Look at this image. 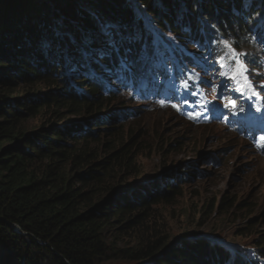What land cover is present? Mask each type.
Masks as SVG:
<instances>
[{
  "label": "trees",
  "instance_id": "1",
  "mask_svg": "<svg viewBox=\"0 0 264 264\" xmlns=\"http://www.w3.org/2000/svg\"><path fill=\"white\" fill-rule=\"evenodd\" d=\"M261 26L264 0H0V264H250L215 233L172 243L155 206L179 196L180 173L129 189L152 148L104 115L131 102L126 85L167 90L152 88L147 68L183 65L178 81L206 68L220 38L251 44L245 61L259 66ZM230 207L192 203L186 219L211 229ZM250 229L236 237L254 236L264 258V233Z\"/></svg>",
  "mask_w": 264,
  "mask_h": 264
},
{
  "label": "rangeland",
  "instance_id": "2",
  "mask_svg": "<svg viewBox=\"0 0 264 264\" xmlns=\"http://www.w3.org/2000/svg\"><path fill=\"white\" fill-rule=\"evenodd\" d=\"M222 41H228L243 54L241 59L247 64L254 84L264 82V53L261 55L259 50L264 44L263 37L252 51L253 56L261 58L259 66L245 61L251 44L242 47L233 40L220 38L222 55L226 52ZM169 59L175 60L174 55ZM217 59L213 54L206 55L203 62L206 68L192 70L193 86L175 79L176 71H181L183 65L176 69L173 64L165 63L168 71L160 74H169L166 79L171 83L169 92L177 91L175 100H170L167 94L141 97L138 89L126 85L129 87L123 93L131 96V102L110 110L104 118L114 119L106 122L107 127L120 128L125 134L131 128L135 133H141V139L152 148L141 158L143 173L139 179L129 180L131 186L159 178L165 170L180 173L175 181L179 196L162 207L155 206L163 212L172 243L184 237L215 233L219 245L239 250L238 257L248 259L250 264H264L261 251L252 246L254 236L236 237L248 227L253 228L249 233L257 231L256 239L264 233V140H261L264 130L250 133L255 125H264V89L258 88V96L251 92L241 95L230 80L219 75L229 68L221 69ZM174 62L178 63L177 60ZM223 63L230 65L232 62L226 59ZM148 71L149 68L145 73ZM156 81L162 82L163 77ZM229 99L237 102L235 111L225 106ZM77 120L83 119L77 117ZM241 120L247 125L237 130ZM39 123L36 119L30 120L29 128L37 127ZM90 131L98 133V128L93 125ZM222 198L230 200L232 207L229 215L215 217L214 221L210 219L211 229H198L195 223L186 219L192 203L201 206L203 202L214 201L219 204ZM105 264L134 263L115 259Z\"/></svg>",
  "mask_w": 264,
  "mask_h": 264
},
{
  "label": "snow or ice",
  "instance_id": "3",
  "mask_svg": "<svg viewBox=\"0 0 264 264\" xmlns=\"http://www.w3.org/2000/svg\"><path fill=\"white\" fill-rule=\"evenodd\" d=\"M221 43L223 44L226 52L217 59V63L220 65L221 69L228 67L229 70L221 71L219 72V75L230 80L231 83L235 85V90L240 92L241 95H245L247 92H251L253 96L260 95L258 88L264 89V82H261L259 85L253 83L249 75V68L241 59L243 54L239 53L237 49L228 41H222ZM226 59L230 60L232 63L230 65H225L223 61ZM248 98L251 99V96ZM225 106L229 107L233 111H235L238 107L237 102L231 99L228 100V103ZM261 140H264V137H261Z\"/></svg>",
  "mask_w": 264,
  "mask_h": 264
},
{
  "label": "water",
  "instance_id": "4",
  "mask_svg": "<svg viewBox=\"0 0 264 264\" xmlns=\"http://www.w3.org/2000/svg\"><path fill=\"white\" fill-rule=\"evenodd\" d=\"M129 189H135V187H134V186H131ZM121 191H122V190H121ZM121 191H119V192H121ZM117 194H118V192H117ZM182 239H185V238H180L179 241H181ZM179 241H177L176 243H178ZM176 243H173V244H176ZM171 246H172V245H171ZM171 246H170V247H171Z\"/></svg>",
  "mask_w": 264,
  "mask_h": 264
},
{
  "label": "bare ground",
  "instance_id": "5",
  "mask_svg": "<svg viewBox=\"0 0 264 264\" xmlns=\"http://www.w3.org/2000/svg\"><path fill=\"white\" fill-rule=\"evenodd\" d=\"M159 96H160V95H159ZM155 99H156V98H155ZM170 100H171V98H170ZM180 112H181V111H180ZM180 112H179V113H180Z\"/></svg>",
  "mask_w": 264,
  "mask_h": 264
}]
</instances>
